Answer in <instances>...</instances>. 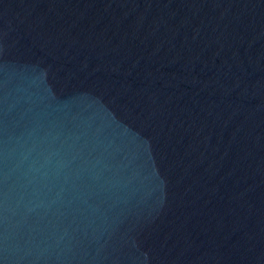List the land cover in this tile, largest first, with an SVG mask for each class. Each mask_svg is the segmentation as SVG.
Here are the masks:
<instances>
[{
	"label": "water",
	"instance_id": "water-1",
	"mask_svg": "<svg viewBox=\"0 0 264 264\" xmlns=\"http://www.w3.org/2000/svg\"><path fill=\"white\" fill-rule=\"evenodd\" d=\"M0 264H264V0H0Z\"/></svg>",
	"mask_w": 264,
	"mask_h": 264
}]
</instances>
